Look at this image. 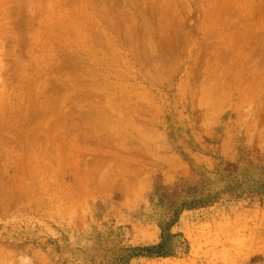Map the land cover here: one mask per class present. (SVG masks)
<instances>
[{
    "label": "rangeland",
    "instance_id": "rangeland-1",
    "mask_svg": "<svg viewBox=\"0 0 264 264\" xmlns=\"http://www.w3.org/2000/svg\"><path fill=\"white\" fill-rule=\"evenodd\" d=\"M247 158L264 161V0H0V264L155 245L187 200L170 189L220 192ZM170 233L172 256L126 264H264L257 202L183 207Z\"/></svg>",
    "mask_w": 264,
    "mask_h": 264
},
{
    "label": "trees",
    "instance_id": "trees-1",
    "mask_svg": "<svg viewBox=\"0 0 264 264\" xmlns=\"http://www.w3.org/2000/svg\"><path fill=\"white\" fill-rule=\"evenodd\" d=\"M262 159L258 158V160ZM242 161L245 166L242 168L237 166L240 172H233L232 176L225 173L222 177L224 179H220V181L224 180V187L220 192L214 191L211 186L212 182L208 179L207 181L200 179L195 182L181 183L170 189L173 192V198L176 199L183 194L187 200L179 203V206H176L175 203L168 206L166 218L159 226V242L155 245L127 248L123 250V254L117 255L110 264H126L129 259L136 257L165 258L172 256L174 249L171 238L175 235L170 233V228L176 223L178 214L183 210V207L189 209L203 207L220 200L222 194L227 200H247L264 206V166L258 165L264 164V161H251L249 158L240 160L241 163Z\"/></svg>",
    "mask_w": 264,
    "mask_h": 264
}]
</instances>
